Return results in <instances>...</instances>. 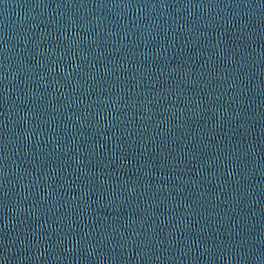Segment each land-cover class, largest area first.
<instances>
[{
  "label": "water",
  "instance_id": "95a60500",
  "mask_svg": "<svg viewBox=\"0 0 264 264\" xmlns=\"http://www.w3.org/2000/svg\"><path fill=\"white\" fill-rule=\"evenodd\" d=\"M0 264H264V0H0Z\"/></svg>",
  "mask_w": 264,
  "mask_h": 264
}]
</instances>
